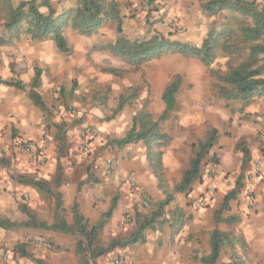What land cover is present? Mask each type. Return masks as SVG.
Wrapping results in <instances>:
<instances>
[{
    "label": "crops",
    "instance_id": "crops-1",
    "mask_svg": "<svg viewBox=\"0 0 264 264\" xmlns=\"http://www.w3.org/2000/svg\"><path fill=\"white\" fill-rule=\"evenodd\" d=\"M10 1L12 5H17L27 0ZM104 1L117 2L123 21L122 36L132 40L142 34L143 25H145L143 22L149 16L150 10L152 15H162L163 12L172 10L175 12L172 17L178 18L181 25H187L194 31L203 29L197 17L201 16V3L208 0ZM51 3L61 14L74 8L76 0H51ZM187 9H192L195 13L192 21L185 19ZM137 15L144 19H137ZM136 20L139 21L135 22ZM63 35L71 48L69 56L60 54L51 39L31 41L27 35L20 36L6 46H0V77L4 80L12 78L10 64H13L16 75L26 85L34 75V68L37 67L44 71L40 81L41 93L47 89L56 90L60 82L54 79H59L64 74L71 77L69 79L71 86L75 83L77 87L78 84V93L88 92L90 90L88 80L97 75L86 67V55L93 47L114 44L117 41L119 36L116 33V23L112 20L104 21L90 36L78 34L68 24L63 28ZM47 75L51 77V83L43 80ZM123 111L120 113L122 114L121 122L124 121L131 126L133 113L127 117ZM60 113L62 114V111ZM242 113L255 118L233 127L238 129V138L251 143L247 148L249 158L261 157L262 171L260 177L250 187L251 196L248 198L241 191L235 200L229 202L227 210L222 213V219L232 216L238 219L237 222L230 224L228 228L224 227L225 223H214V213L220 208L224 196L236 186L237 175L243 160V153L237 150L234 156L232 155L233 165L230 166L231 168L227 167L230 156L228 152L225 153L224 142L218 139L221 148L219 150L220 164L214 170V175H208L205 171L201 175L200 172L201 177L194 182L191 189L185 193L176 194L174 201L167 207L168 210H174L176 207L181 210L182 223L179 226L173 225L168 219L169 222L160 229H147L144 232L143 243L117 248L110 252L123 258L121 264H201L199 258L209 254V234L214 229V224L220 230L230 231L243 237L247 246L244 254L246 253L251 264H264V140L262 135L259 137L264 130V125H260L261 122L264 123V97H254L247 104H243ZM93 115L92 105L89 102L85 103L80 117V127L83 126V129L90 127L98 130L99 135L103 134L105 127L98 126L94 122ZM67 118H73L71 113H65V116L60 118V122L69 124ZM204 118H202L203 122L206 120ZM220 118L227 126L234 123L226 112L220 113ZM190 124V119L188 121L180 119L178 123L180 127H191ZM211 127L222 134L218 123H212ZM56 129L52 128L49 119L30 102L26 92L0 85V161H2L0 163V218L14 223H25L28 221V215L23 211L25 209L47 226L55 222L57 212L55 199L35 186L24 184L19 180L26 177L46 183L50 190L61 196L63 218L70 226L74 225L72 214L74 204L85 221L93 226L107 212L112 200L117 198L116 207L111 218L104 225L97 245L106 247L111 240L130 235L135 229L136 213L144 215L151 210L144 207V202L150 201L151 205H154L165 198L158 189L157 179L146 158L144 145L134 143L103 154L98 151L97 146L100 140L98 139L88 141L90 152L82 153L81 146L86 141L80 138V134L78 135L79 127L67 125L65 130L60 126ZM206 130L207 128L199 134L195 129V135L191 132L186 133V136L180 138V143L188 141L192 145L204 140ZM21 141L36 143L45 141L47 145L45 164L32 162L21 153L18 148ZM60 143H64L63 153H60ZM111 153L114 156H111ZM169 155L167 150L162 155L164 175H166V166H170ZM106 158L111 159L113 165L109 173L104 167ZM172 166L174 169L177 168L178 162L173 160ZM58 168H60L61 180L56 185L54 180ZM228 173L230 175H227ZM180 180L179 178L174 185ZM171 187L170 184V189ZM200 195L204 196L206 202L202 208L196 209L192 202ZM166 217L169 218L167 215ZM24 239L28 241L25 242ZM80 239L77 233L64 234L34 228L8 230L0 228V249L10 254L9 264H36V260L46 264H80L76 254V244ZM35 240L47 241L52 248L50 250L36 248L31 242ZM20 242L27 244L26 252L29 255L27 259L18 257L13 252L14 246ZM109 254L90 262L112 264L113 254L111 257Z\"/></svg>",
    "mask_w": 264,
    "mask_h": 264
},
{
    "label": "trees",
    "instance_id": "trees-1",
    "mask_svg": "<svg viewBox=\"0 0 264 264\" xmlns=\"http://www.w3.org/2000/svg\"><path fill=\"white\" fill-rule=\"evenodd\" d=\"M200 11L207 16L229 15L239 17V25L236 35L239 37V44H232L231 51L241 54V61L226 72L211 70L217 87L218 96L226 103L242 102L244 105L254 97H264V0H208L200 5ZM112 20L116 23V33L119 38L114 44H106L93 47V50L107 52L112 56L122 59L126 64L134 66L138 70L140 66L149 60L160 58L167 54H177L185 58H196L203 65L210 66L214 61L217 52L223 47L222 38L230 35V31H215L210 29L199 46L191 45L188 42L171 40L168 37L155 34L148 39H126L122 36V17L116 1L105 2L104 0H76V5L61 14L54 8L51 0H27L17 5H12L10 0H0V46H6L11 41L22 35H27L31 41L51 39L57 51L64 55L71 54V48L63 35V28L70 24L72 29L82 36H90L96 32L104 21ZM12 78L4 80L0 77V85L13 87L18 91L26 92L30 102L43 114L48 108L40 93V81L43 70L34 68V75L26 85L16 75L14 65L10 64ZM102 73L121 77L126 71L102 68ZM181 76L176 75L161 93V100L164 108L161 114L153 117L147 103H141L140 107L133 113L130 129L125 135L116 140H106L105 148L121 149L134 143H142L146 150V158L157 179L158 189L164 195V200L151 205L147 214L136 213L135 229L133 232L121 239L111 240L106 247L98 246L99 235L104 225L111 218L116 207L117 198H114L101 220L90 226L79 214L74 204L72 214L74 225L70 226L63 218L61 209V196L48 188L46 183L35 181L26 177L19 180L24 184L35 186L38 190L55 199L56 218L51 226L38 221L25 209L28 221L25 223H14L7 219L0 218L1 229L34 228L51 230L64 234L77 233L81 239L76 244V254L80 264H91V260L105 256L117 248H125L145 241L144 232L147 229H160L166 222L177 224L182 223L183 213L176 207L168 210L167 207L174 201L176 194L189 191L206 168L215 169L218 167L219 155L210 151L217 144L218 130L208 127L204 140L197 141L191 145V158L188 167L183 171L181 180L174 185L172 190L167 186L163 172V148L169 143L170 137L164 130V124L171 118L172 113L178 109L176 96L181 88ZM75 83L67 90L63 86L59 89L60 96L73 98L75 96ZM138 99V89L127 88L117 100L116 107L112 110L109 120L114 119L126 107ZM67 100V98H66ZM61 129V128H60ZM61 140V139H60ZM240 146V145H239ZM60 153H63L64 143L59 144ZM243 161L240 173L237 177L236 186L223 198L220 208L214 213V223L233 224L237 222L236 217L222 219V213L227 210L229 202L235 200L246 187L244 183L245 164L250 161L249 152L241 147ZM2 163V161H0ZM214 173L212 174V176ZM61 180L60 168L55 177L56 185ZM246 190V188H245ZM203 197V195H200ZM169 216V218L166 217ZM27 244L17 243L13 252L18 257L29 258L26 252ZM209 254L199 258L201 264H247L245 252L247 246L242 236L235 235L230 231L214 228L209 234ZM226 254L227 261L222 262L221 256ZM36 264H46L40 260Z\"/></svg>",
    "mask_w": 264,
    "mask_h": 264
},
{
    "label": "rangeland",
    "instance_id": "rangeland-1",
    "mask_svg": "<svg viewBox=\"0 0 264 264\" xmlns=\"http://www.w3.org/2000/svg\"><path fill=\"white\" fill-rule=\"evenodd\" d=\"M151 12L152 10L149 11V16H147L146 19L137 15V19H144L143 23H145V25H143L144 30L142 31V34H139L136 39H148L155 34H161L166 37L169 36L171 40L188 42L191 45L199 46L210 29H214L219 32L227 30L230 31L231 34L222 38L223 47L217 52L216 57L210 66L203 65L196 58H185L177 54H167L160 58L144 62L138 70H134V66L126 64L122 59L116 58L107 52H99L92 49L86 55V67L93 70L97 76L88 80V86H90V90L88 92L78 93L77 84L74 92L75 96H73V98L66 97L67 100L66 98L63 99L59 94L60 87L63 86L67 90L72 87L69 81L71 77L64 74V76L59 77V79H54L55 81L59 80L60 82L56 90L51 91L50 89H47L46 91H42V93H40L45 104L48 106V111L44 115L49 119V123L52 128L57 130L56 127L60 126L65 130L67 125L79 127L78 135L83 129V126L80 127L82 108H84L85 103L89 102L93 108L94 122L101 128L105 127L103 134H100V140L98 141L99 146L97 147L99 153L106 154V152L115 149L105 148L104 145L106 144V140L120 139L130 129V124H126L124 121L121 122L122 114H118L114 119L109 120L112 110L116 107L118 97L129 87L137 88V101L126 107L123 114L125 113L127 117H130L131 114L140 107L141 103L144 102L147 103L148 109L152 113L153 117H157L161 114L164 108L161 100V93L176 75L181 76V88L176 96L178 109L175 113H172L171 118L164 124V130L170 137L169 143L163 150V154L166 150L170 153V166H166V175H164L167 186L170 189V184L172 185L171 188H173L174 183L179 178L181 179L182 173L188 166L192 154V152H190L191 144L188 141L180 143V138H183L186 136V133L189 134L190 132L195 135V129L196 132L201 134V131H205L208 127L211 128L212 123H218V126L221 129L220 132L222 133L219 134L218 132V139L220 142H224L225 153H229L230 157L227 167H230L233 165L232 161L233 156L236 153L235 151L238 150L242 154L240 150L241 147H245L247 149L251 145V143H248L244 139L238 138V129L233 127V125L236 126L238 123L240 124L242 122H246V120L251 118L254 119L255 117L243 114V104L240 102H224L218 96L216 82L214 77L211 75V70L226 72L235 67L241 61V54L231 51L232 44H239V37L235 34L237 26L239 25V17L233 15H229L227 18L219 15L207 16L200 11L201 16L198 18L197 14L196 17L197 20H200L201 25H203V29L194 31L187 25H181L178 18L172 17V15L175 14L172 10L165 11L162 15H152ZM194 17L195 13L193 10L187 9L185 19L192 21ZM138 21L136 20L135 22ZM96 52H99L100 54H97ZM102 68L123 70L126 71V73L121 77H116L102 73L100 71ZM43 80L48 81L49 83L52 81L49 75L44 77ZM27 85L28 84H26V90L28 89ZM239 106L241 108H239ZM61 111L62 114L60 113ZM221 111L229 114V117L232 118L231 122H234L233 124L231 123L232 125L227 126L224 120L220 118V113H222ZM65 113H71L73 117L67 118L69 124L66 122H60V118L62 119V117L65 116ZM203 117L206 119L204 122L202 120ZM180 119L181 121H188V119H190L191 127H180L178 125V123H180ZM260 125L262 126L264 123L261 122ZM88 126L94 127L89 124ZM261 135L264 140V130H262V133L259 134V137H261ZM219 141L217 140V144L210 151V155L217 152V155L220 157L219 150H221V148L219 147ZM22 142L24 141H21L18 144V148ZM29 142L37 147H42L46 157L47 145L45 141L41 143H36L35 141ZM21 153L25 154L30 161L34 162L30 153L22 151ZM111 156H114V154L111 153ZM255 159L259 160L260 164H262L261 157L251 158L250 161L244 165L245 171L249 168L250 162ZM173 160L178 162V166H176L177 168L175 169L172 166ZM227 175H230V173ZM245 193V188H243L242 194L244 196H246ZM229 225L230 224L225 223L224 227L228 228L230 227ZM213 227L216 228L215 224ZM202 236H204V233H202ZM238 252L241 255L244 254L241 250ZM112 254L113 256H116L114 253H110V257ZM106 256L108 255H105L104 257ZM245 259L247 264H251V261L248 259L246 253ZM108 260H110V258ZM226 261L227 256L226 254H223L222 262Z\"/></svg>",
    "mask_w": 264,
    "mask_h": 264
},
{
    "label": "built area",
    "instance_id": "built-area-1",
    "mask_svg": "<svg viewBox=\"0 0 264 264\" xmlns=\"http://www.w3.org/2000/svg\"><path fill=\"white\" fill-rule=\"evenodd\" d=\"M80 138L83 141H86V143H84L81 146V151L82 153H89V146H88V141H94V140H98L100 139V135L99 133L95 130L92 129L90 127H85L81 132H80ZM20 150L22 152H28L30 153V156L32 158V160L34 162H37L40 165H43L45 163V155L43 152V148L42 147H37L36 145L32 144L29 141H24L20 144L19 146ZM112 161L111 159L106 158L104 161V167L107 171V173H109L112 169ZM261 164L259 162V160L255 159L252 160L249 164V168L245 171V176H244V182L246 185V197H250L251 196V185L252 183L258 179L261 175ZM205 173L208 175H212L214 173V169H212L211 167L206 168ZM206 200L204 199V196L201 198V196L197 199H195L192 202V205L194 208L198 209V208H202L205 204ZM144 207L149 209L150 208V204L148 202H144ZM25 242L28 241V239H24ZM32 244L36 247V248H41L43 250H50L52 248V246L50 245L49 242H44L42 240H35V241H31ZM10 254L5 251V250H0V264H9L10 261ZM111 262L112 264H121L123 262V258L121 256H113L111 258Z\"/></svg>",
    "mask_w": 264,
    "mask_h": 264
}]
</instances>
